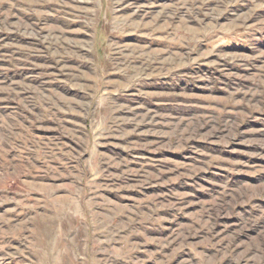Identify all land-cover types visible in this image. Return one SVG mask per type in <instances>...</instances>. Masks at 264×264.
I'll return each instance as SVG.
<instances>
[{"label":"rangeland","instance_id":"obj_1","mask_svg":"<svg viewBox=\"0 0 264 264\" xmlns=\"http://www.w3.org/2000/svg\"><path fill=\"white\" fill-rule=\"evenodd\" d=\"M0 264H264V0H0Z\"/></svg>","mask_w":264,"mask_h":264}]
</instances>
